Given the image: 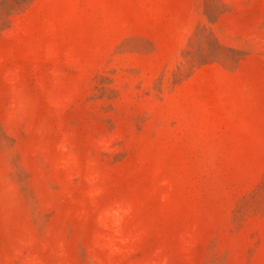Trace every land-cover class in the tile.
<instances>
[{"label":"rangeland","instance_id":"1","mask_svg":"<svg viewBox=\"0 0 264 264\" xmlns=\"http://www.w3.org/2000/svg\"><path fill=\"white\" fill-rule=\"evenodd\" d=\"M0 264H264V0H0Z\"/></svg>","mask_w":264,"mask_h":264}]
</instances>
